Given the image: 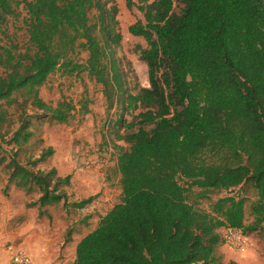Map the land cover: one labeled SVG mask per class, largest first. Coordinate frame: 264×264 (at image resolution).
<instances>
[{
	"label": "trees",
	"instance_id": "obj_1",
	"mask_svg": "<svg viewBox=\"0 0 264 264\" xmlns=\"http://www.w3.org/2000/svg\"><path fill=\"white\" fill-rule=\"evenodd\" d=\"M20 4L28 47L0 39V152L3 143L11 146L0 163L8 159V184L37 189L28 205L39 215L50 217L46 206L67 201L58 186L69 185L70 174L37 166L53 148L36 156L31 148L34 117L67 123L75 111L88 112L85 102L77 109L65 97L53 105L40 96L55 72H85L102 86L107 108L116 107L114 138L127 145L115 144L120 201L77 242L72 264H239L224 261L217 248L221 228L248 236L264 225V0H180L177 13L174 0L138 4L145 22L135 21L128 32L146 42L136 51L148 67L149 86L135 92L115 56L121 40L115 5L0 0V34ZM237 187L255 194L249 222L247 198ZM219 192L226 194L209 209L197 207Z\"/></svg>",
	"mask_w": 264,
	"mask_h": 264
},
{
	"label": "rangeland",
	"instance_id": "obj_2",
	"mask_svg": "<svg viewBox=\"0 0 264 264\" xmlns=\"http://www.w3.org/2000/svg\"><path fill=\"white\" fill-rule=\"evenodd\" d=\"M106 7L116 6V28L121 34L120 43L115 47V56L120 61L125 74L127 89L135 92L138 88L148 87V67L139 58L137 46L146 47L142 37L133 36L128 32V26L137 20L145 22L143 14L138 10V4L152 0H131L128 7L125 0H101ZM180 0H174V12H179ZM17 17L9 16L3 23L5 34H0L4 43L11 42L20 50L28 47L24 19L26 11L23 4L17 6ZM96 10L92 9L89 16L94 18ZM87 53L83 52L79 59L84 62ZM1 72V69H0ZM40 96L48 103L56 102L65 97L76 103L88 105V112L75 111L67 123H50L46 119L39 123L34 117L32 129L35 137L31 140L34 155H38L42 147L51 146L53 154L44 162L38 163L41 169L54 167L57 175L70 174V184L58 186L64 192L67 201L48 205L50 215H39L37 206H29L39 196L36 189L26 192L8 184V170L5 167L8 159L0 163V264H7L10 246H22L32 256L35 264H72L75 259V244L84 235L93 230L100 217L114 204L120 201V174L116 161L118 149L116 145H124L114 138L113 120L116 118L115 105L107 108V102L102 94V86L89 79L87 74L64 76L60 72L51 74L40 88ZM37 111H35L36 113ZM34 113V111H29ZM136 113V112H134ZM130 120L129 114H124ZM124 129L121 128V132ZM0 156L7 157L10 145L2 144ZM8 187L5 189V186ZM235 193L246 196V222L251 220L249 204L255 199L252 189L234 190ZM226 192L213 193L210 199H200L197 207L209 209L211 202ZM91 197V201L83 207H73L78 202ZM223 235V230H222ZM70 241H65L66 237ZM225 243V242H224ZM226 244V243H225ZM229 246V245H228ZM231 253H236L240 264H264V225L259 233L248 235V244L244 250L238 251L231 246Z\"/></svg>",
	"mask_w": 264,
	"mask_h": 264
},
{
	"label": "built area",
	"instance_id": "obj_3",
	"mask_svg": "<svg viewBox=\"0 0 264 264\" xmlns=\"http://www.w3.org/2000/svg\"><path fill=\"white\" fill-rule=\"evenodd\" d=\"M223 242L232 248L242 251L248 244V236L233 227L223 229ZM10 255L7 264H35L30 253L22 246H10Z\"/></svg>",
	"mask_w": 264,
	"mask_h": 264
},
{
	"label": "crops",
	"instance_id": "obj_4",
	"mask_svg": "<svg viewBox=\"0 0 264 264\" xmlns=\"http://www.w3.org/2000/svg\"><path fill=\"white\" fill-rule=\"evenodd\" d=\"M222 230H223V228L220 229L221 235H222ZM77 242H76V244H77ZM76 244H75V246H76ZM217 249H218V252L221 254L222 259L224 261L235 260L239 264L241 263L240 259L238 258V255L236 253H231L230 252L231 249H229V246L227 244H225L224 242L222 244H220Z\"/></svg>",
	"mask_w": 264,
	"mask_h": 264
}]
</instances>
